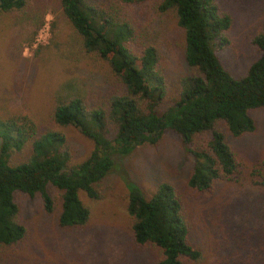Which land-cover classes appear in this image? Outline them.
<instances>
[{
  "label": "trees",
  "instance_id": "1",
  "mask_svg": "<svg viewBox=\"0 0 264 264\" xmlns=\"http://www.w3.org/2000/svg\"><path fill=\"white\" fill-rule=\"evenodd\" d=\"M52 4L72 27L83 55L105 61L113 80L98 103L88 102L80 85L64 83L56 94L50 124L40 125L26 115L0 118V259L6 248L25 236L16 191L39 193L45 210L51 212L55 202L47 187L57 189L59 226L84 227L90 214L80 192L98 198L95 185L112 169V156L155 144L166 130L177 133L193 157L186 185L209 191L214 181L233 180L239 166L218 123L224 122L232 136L252 132L255 123L248 112L264 108V28L251 39L259 57L244 75L233 78L213 51L227 44L231 26V17L219 11L216 0H54ZM29 5L30 0H0V15ZM147 5L175 17L183 30L185 61L195 70L180 79L178 98L161 112L157 107L167 90L159 53L152 37L143 39L137 17L128 10ZM30 6L38 13L42 3L35 0ZM43 19L42 12L35 31ZM58 126L72 127L93 141L92 151L77 166H70V150ZM205 132H210V141L194 147V136ZM252 170L264 177V161ZM126 187L134 243L156 247L155 264L202 261L201 252L189 241L192 220L173 187L160 183L148 199L135 185L126 182Z\"/></svg>",
  "mask_w": 264,
  "mask_h": 264
},
{
  "label": "rangeland",
  "instance_id": "2",
  "mask_svg": "<svg viewBox=\"0 0 264 264\" xmlns=\"http://www.w3.org/2000/svg\"><path fill=\"white\" fill-rule=\"evenodd\" d=\"M39 1L44 19L36 31L42 12H34L30 5L0 15V118L26 115L47 125L64 83L80 85L88 93L87 101L98 103L113 77L105 61H95L79 50L73 29L52 4L54 0ZM216 2L219 11L231 17V26L227 44L213 51L231 76L239 78L260 55L251 39L264 28V0ZM128 10L137 17L143 39L152 37L159 53L167 90L157 107L161 112L178 98L180 79L195 72L184 58L183 30L173 15L157 13L152 5ZM248 115L255 129L239 136H232L224 122L218 123L238 161V172L233 180L214 181L206 192L186 185L193 157L171 130L164 131L155 144L112 156V169L95 185L99 197L79 194L90 214L84 227L59 226L57 189L47 187L55 202L51 212L45 210L39 193L30 196L16 191L25 236L5 249L0 264H155L157 248L137 246L129 229L126 182L147 199L160 183L174 188L193 223L189 241L203 257L197 264H264V183L257 184L264 177L252 170L264 161V108L252 109ZM56 128L65 136L70 166H77L92 151L93 141L72 127ZM210 139V132H205L194 136L192 143L202 148Z\"/></svg>",
  "mask_w": 264,
  "mask_h": 264
}]
</instances>
